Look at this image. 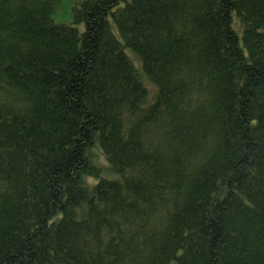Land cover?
<instances>
[{
  "label": "trees",
  "instance_id": "16d2710c",
  "mask_svg": "<svg viewBox=\"0 0 264 264\" xmlns=\"http://www.w3.org/2000/svg\"><path fill=\"white\" fill-rule=\"evenodd\" d=\"M0 264H264V0H0Z\"/></svg>",
  "mask_w": 264,
  "mask_h": 264
},
{
  "label": "rangeland",
  "instance_id": "374dc122",
  "mask_svg": "<svg viewBox=\"0 0 264 264\" xmlns=\"http://www.w3.org/2000/svg\"><path fill=\"white\" fill-rule=\"evenodd\" d=\"M72 7L74 6L72 5ZM57 15L58 18L60 19L62 18L63 20L68 19L69 17V15H66V11H61V12L58 11Z\"/></svg>",
  "mask_w": 264,
  "mask_h": 264
}]
</instances>
